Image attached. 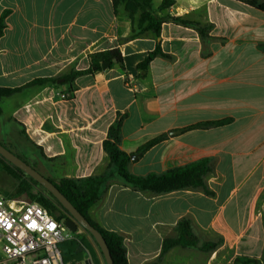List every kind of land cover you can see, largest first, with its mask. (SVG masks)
<instances>
[{
    "label": "crops",
    "instance_id": "crops-1",
    "mask_svg": "<svg viewBox=\"0 0 264 264\" xmlns=\"http://www.w3.org/2000/svg\"><path fill=\"white\" fill-rule=\"evenodd\" d=\"M174 1L159 11L163 0H153V8L207 28L205 36L195 25L166 20L160 37L133 38L136 21L123 5L115 12L113 0H0V16L9 11L0 87L22 88L0 101V142L32 152L46 178L109 174L90 216L124 236L129 264H234L238 256L264 262V11L239 0ZM158 41L167 56L153 59L139 77L137 65ZM113 49L124 68L80 76L72 91L60 81L88 69L91 54ZM47 78L58 80L30 84ZM119 121L130 173L159 175L209 159L213 172L205 181L215 195L202 189L155 195L127 186L103 148ZM219 121L227 122L198 126ZM160 136L166 138L138 153ZM185 217L200 244L220 245L208 253L174 247L158 262L163 240L177 235ZM90 245L94 263L106 264L97 244Z\"/></svg>",
    "mask_w": 264,
    "mask_h": 264
},
{
    "label": "trees",
    "instance_id": "trees-1",
    "mask_svg": "<svg viewBox=\"0 0 264 264\" xmlns=\"http://www.w3.org/2000/svg\"><path fill=\"white\" fill-rule=\"evenodd\" d=\"M243 3L250 5L258 10L264 11V3H259L258 0H239ZM174 0H163L158 10L168 9L174 4ZM115 12L120 5L124 6L126 14L136 21L135 28L133 29V35L131 37L136 38L146 32H152L157 37H160V31L162 24L166 20L175 22H181L187 25L197 26L199 32L205 36V30L198 24L187 22L176 17H162L153 8V0H113ZM9 11H4L0 16V39L3 37L6 29V18ZM158 56H167L161 50L160 42H157L154 51L149 52L148 55L141 61L137 68L139 70V77H145L150 63ZM90 67L86 70H72L69 74L61 77L63 84H69L70 90H74L75 80L87 74L94 73L96 71H102L101 65L103 63L111 62L110 67L119 65L124 68L123 58L118 49L107 50L102 52H96L90 55ZM117 60L116 63L113 61ZM58 79H38L31 82V85H44L47 83H56ZM22 88H1L0 87V101L14 93L21 91ZM227 121H219L214 123H205L198 125L199 127H207L212 124H223ZM120 121L112 125L109 129L108 137L103 143V148L107 153L110 160V167L113 168L114 174H116L127 186L132 189L151 193L155 195L167 194L181 190L202 189L208 196H214V192L211 191L205 181L208 174L213 172V166L209 159L199 160L197 162L190 163L185 166L176 167L162 174H149L147 176L134 175L129 172L128 165L130 163V156L126 152L122 151L119 147L120 143ZM193 126L190 128L198 127ZM166 136H160L155 138L145 145H143L138 153L143 155L154 146L161 143ZM3 146L9 149L4 143L0 142ZM42 153L41 148H37ZM19 158L28 163V159L23 155L18 154L9 149ZM24 154V152H21ZM0 156L1 169L10 175L16 182V187L13 192L4 191L8 197H17L26 194L31 200H36L39 204L49 209L52 213L56 211V206L52 199L59 205L63 212L56 215L57 219L69 218V212L49 193L43 188V191L48 196L37 195L33 192L34 186H41L37 181L26 175L22 170L14 167L12 164L6 162ZM29 164V163H28ZM35 168V167H33ZM109 174H102L99 176H92L83 179L74 178H61L58 180L48 178L60 192L72 203V205L85 217V219L96 228L105 239L107 247L109 249L113 264H129L127 258V248L125 246V238L122 234L110 231L102 227L90 216V209L101 199L103 193L108 187ZM177 235L171 238H165L163 240V246L161 254L158 258V262L163 256L174 247L181 248H197L202 252H211L218 248L220 242H204L200 244L199 238L195 235L192 222L190 218H182L176 226ZM63 255L65 261H78L82 260L85 256L86 249L90 250L93 255V249L90 243L83 236H76L75 238L67 241L62 245ZM156 264V262L149 263ZM234 264H264L262 260L254 257L238 256L234 259Z\"/></svg>",
    "mask_w": 264,
    "mask_h": 264
},
{
    "label": "built area",
    "instance_id": "built-area-1",
    "mask_svg": "<svg viewBox=\"0 0 264 264\" xmlns=\"http://www.w3.org/2000/svg\"><path fill=\"white\" fill-rule=\"evenodd\" d=\"M65 221L36 201L0 194V264H95L88 251L64 260L62 245L73 234Z\"/></svg>",
    "mask_w": 264,
    "mask_h": 264
},
{
    "label": "water",
    "instance_id": "water-1",
    "mask_svg": "<svg viewBox=\"0 0 264 264\" xmlns=\"http://www.w3.org/2000/svg\"><path fill=\"white\" fill-rule=\"evenodd\" d=\"M114 63L117 60L113 61ZM111 62L103 63L102 70L109 68ZM60 81H64L63 79ZM180 131L171 132V134L179 133ZM0 156L14 167L22 170L26 175L37 181L43 188H45L53 197L69 212V218L66 219L65 224L68 229L75 233L79 227L85 229L94 239L99 247L106 264H113L109 249L102 234L94 228L85 217L72 205V203L60 192V190L45 176L40 174L30 164L19 158L5 146L0 143Z\"/></svg>",
    "mask_w": 264,
    "mask_h": 264
},
{
    "label": "rangeland",
    "instance_id": "rangeland-1",
    "mask_svg": "<svg viewBox=\"0 0 264 264\" xmlns=\"http://www.w3.org/2000/svg\"><path fill=\"white\" fill-rule=\"evenodd\" d=\"M1 141V139H0ZM4 144L11 149L12 151L23 155L25 158H28L29 162L28 163L32 166L35 167V165L33 164V157H32V152H29L28 154L24 152V154H22L20 151H18L17 146L13 145L11 142L5 141ZM28 151V150H26ZM27 154V155H26ZM3 163L6 161L1 160ZM9 163V162H8ZM41 171V170H40ZM44 173V172H42ZM17 182L10 176L8 175L6 172H4L1 167H0V194H5L4 191L7 192H13L14 188L16 187ZM45 189V188H44ZM33 192L37 195H44V196H48V194L46 192L43 191V187L41 186H34L33 188ZM19 199H23L26 201H36V200H31L26 194H23L21 196H17ZM49 197V196H48ZM53 203L56 206V211H53L54 215H58L60 212H63V209L57 205V203L52 199ZM76 235L73 236H83L88 242L95 244L96 242L94 241L93 237L82 227H79L78 231L75 232ZM1 253H0V258H1Z\"/></svg>",
    "mask_w": 264,
    "mask_h": 264
}]
</instances>
